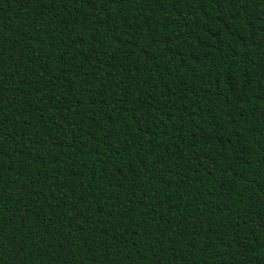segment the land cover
<instances>
[{"label": "trees", "instance_id": "1", "mask_svg": "<svg viewBox=\"0 0 264 264\" xmlns=\"http://www.w3.org/2000/svg\"><path fill=\"white\" fill-rule=\"evenodd\" d=\"M0 264H264V0H0Z\"/></svg>", "mask_w": 264, "mask_h": 264}]
</instances>
